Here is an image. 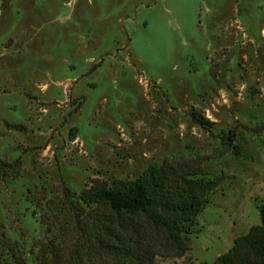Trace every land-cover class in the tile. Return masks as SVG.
I'll use <instances>...</instances> for the list:
<instances>
[{"label": "rangeland", "instance_id": "rangeland-1", "mask_svg": "<svg viewBox=\"0 0 264 264\" xmlns=\"http://www.w3.org/2000/svg\"><path fill=\"white\" fill-rule=\"evenodd\" d=\"M193 110L234 129L239 154ZM0 157L21 159L0 184V238L24 258L62 185L164 160L221 174L187 252L156 264L213 261L260 223L264 0H0Z\"/></svg>", "mask_w": 264, "mask_h": 264}, {"label": "trees", "instance_id": "trees-1", "mask_svg": "<svg viewBox=\"0 0 264 264\" xmlns=\"http://www.w3.org/2000/svg\"><path fill=\"white\" fill-rule=\"evenodd\" d=\"M190 115L219 139L224 152L239 154L234 129L214 132L213 122L199 111ZM20 173V157H0V184ZM222 180L221 174L207 176L199 165L164 160L133 178L91 179L79 192L62 185L40 210L44 233L35 251L24 258L0 238V264H156L158 257H181L196 231V215ZM258 211L259 224L204 264H264V199Z\"/></svg>", "mask_w": 264, "mask_h": 264}]
</instances>
